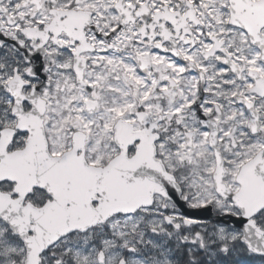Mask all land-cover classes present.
I'll use <instances>...</instances> for the list:
<instances>
[{"label": "snow or ice", "instance_id": "1", "mask_svg": "<svg viewBox=\"0 0 264 264\" xmlns=\"http://www.w3.org/2000/svg\"><path fill=\"white\" fill-rule=\"evenodd\" d=\"M0 264H264V0H0Z\"/></svg>", "mask_w": 264, "mask_h": 264}]
</instances>
